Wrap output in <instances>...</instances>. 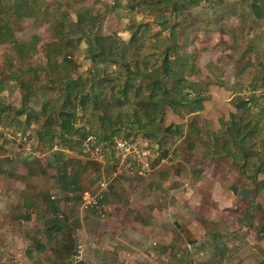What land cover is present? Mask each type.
I'll list each match as a JSON object with an SVG mask.
<instances>
[{
    "label": "rangeland",
    "instance_id": "rangeland-1",
    "mask_svg": "<svg viewBox=\"0 0 264 264\" xmlns=\"http://www.w3.org/2000/svg\"><path fill=\"white\" fill-rule=\"evenodd\" d=\"M18 1L0 0V102L4 105L0 109V152L13 149L16 154L28 155L34 149L48 151L47 160L42 161L49 167V157L61 147V140L44 134L47 128L59 130L57 117L65 103L64 90L77 79L81 80L80 92L76 91L78 100L88 95L89 101L84 108L78 101L75 109L70 108L77 115L76 126L100 137L110 136L109 143L118 138L134 140L142 147L144 159L156 164L151 175L147 174L153 179L148 185L154 202L150 205L148 202L146 209L150 210L149 217L161 225L143 249L138 246L133 249L123 232L120 240L117 230L115 235L104 232L106 219L98 220L99 216L89 211L81 212L78 198L64 195L59 198L62 202L58 198L53 200L57 207L51 219L54 224L61 222L67 227L71 253L76 242L85 240L80 263L251 264L248 261L254 250L259 258L260 244L264 242V188L248 199H242L238 193L230 199H235L232 206L217 212L205 206L208 213L197 214L187 202L196 198L194 189L204 198L216 191V197L223 200L225 195L234 197L232 185L239 189L257 187L255 168L264 161V21L257 22L248 14L247 1L23 0L26 7L21 13L15 8ZM78 13L85 21L81 25ZM255 25L263 28L256 29ZM96 37L98 42L94 40ZM255 43L260 48L248 50ZM100 46L111 64L92 60L93 50ZM107 48L112 52H107ZM165 58L169 77L166 72L162 74ZM114 59L118 62L114 63ZM217 60L218 65L223 62L226 66H212ZM157 72L164 75L163 86L167 82L173 93L181 88L188 95L185 101L175 104L186 119L180 126L182 130L162 139L159 138L162 130L156 129L158 120L150 121L142 115L148 97L163 99L158 93L151 95L156 76L162 79ZM212 82L236 92L228 101L234 106L242 105L230 126L220 124L215 129L212 122H204L197 116V100L208 97L206 87ZM167 98L171 101L172 94ZM98 103L102 108L101 120L94 110L99 109ZM153 124L157 135L147 137L144 133ZM234 125L241 126V135L236 136L233 131L236 135L230 137L227 128ZM26 134L29 136L25 143ZM219 134L221 139L231 140L229 147L239 156L245 153L248 141L254 142L253 151L247 155H255L253 159L238 163L223 158L220 151L225 154L226 149L234 150L222 142L216 146ZM242 136L244 148L237 144ZM168 151L174 152L167 155ZM108 157L113 160L112 154ZM153 207L155 215L151 213ZM183 217L201 219L202 235L208 231L209 239L212 237L216 242L214 249L220 254L211 256L204 246L187 252L185 243L175 245L176 241H170L172 236L176 237L174 230L178 234L180 229L181 232L186 229ZM215 219L227 220L231 231L213 225ZM215 229L222 231L216 234ZM205 237L201 240L207 241ZM193 242L190 240L189 244ZM170 246L168 256L166 249ZM140 249L145 253L141 254Z\"/></svg>",
    "mask_w": 264,
    "mask_h": 264
},
{
    "label": "crops",
    "instance_id": "crops-1",
    "mask_svg": "<svg viewBox=\"0 0 264 264\" xmlns=\"http://www.w3.org/2000/svg\"><path fill=\"white\" fill-rule=\"evenodd\" d=\"M246 1L248 3L246 4V10H249L248 14L256 19L257 22L264 21V5H260L264 4V0ZM255 28L260 30L263 27L255 25ZM257 44L255 43L252 46L253 48H248V50L254 51L256 48H260ZM229 51L236 52L235 49H230ZM218 62L219 60H217V63L213 61L211 65H218ZM218 66H226V64L222 62ZM218 83L220 82L218 81ZM235 94L236 92L233 93L232 97ZM212 124L214 128H220L219 122H212ZM28 136L26 134L25 143ZM162 138L164 136H161L160 139ZM231 150L236 153L235 149ZM54 151L52 150L54 153L49 157L51 158L48 164L49 167L45 166L42 161V158L47 160L45 156H49L50 153L48 151L39 152L34 149L32 152L29 151L28 155L27 153L24 154V152L16 154L13 149L6 153L0 152V264H60L62 261L69 264L72 248V245L69 244L70 235L63 223L57 222L54 224L51 219L55 207H57V202L53 203V200L59 199L60 196L63 198L64 195L69 198V194L73 191L75 192L74 186H79L80 190L94 189L97 182L103 177L109 178L114 169L113 160L110 161L109 157L103 164L84 163L81 159V153L79 154L62 147ZM58 152L62 154L56 155ZM233 152L230 151V155ZM223 156V158L234 161L233 158H228L230 156ZM254 156L250 154L248 159H246L247 163ZM64 162L68 163L65 168L66 172L62 171L61 173L60 167L63 166ZM239 162L245 163V159H241ZM49 172L52 173L50 174ZM149 175L146 177H118L111 185L110 193L106 199L110 216L104 218L96 216L98 220L106 219L104 232L115 235L114 230H117L118 237L123 232L124 237H129L127 242L132 244L133 249H136V246L143 249L147 243L149 244L152 241L151 237L157 235V227L161 225L153 217L152 219L149 217L150 210L146 209V206L154 202L149 186L153 179ZM127 179H132L133 181L128 182ZM136 179H138V182H136ZM163 183L161 186L165 188ZM255 185L257 186L256 182ZM250 189H253L255 193L258 191V187ZM197 190H193L196 198H192L191 201L187 200L197 214L208 213L207 207L217 212L222 207H229L235 203V199L230 200L231 198H236L235 194L233 195L234 197L225 195L222 200L220 197H216V191L212 193V196L204 198ZM62 198L58 202H62ZM147 203L148 205H146ZM205 206L206 208H204ZM151 213L153 215L156 214L154 207ZM142 218L144 222L141 221ZM181 221L186 229L183 232L180 229L178 234L174 230L176 237L172 236L170 241H176L175 245L185 243L187 252L192 248L198 250L205 247L206 253H211V256L220 254L214 249L216 242L212 237L209 239L208 231L202 235L203 226H201V219L194 218L191 220L183 217ZM213 222V225H221L231 231V223H228L227 220L215 219ZM69 225L73 226V223H69ZM136 226L138 229H136ZM69 229L71 230V228ZM220 231L222 230H213L216 234L220 233ZM136 232L140 234L138 235ZM185 234L188 235L185 236ZM205 235L207 241L201 240V237ZM80 239L82 241L83 238ZM252 239L250 238L249 240L251 241ZM118 240H120V237ZM190 240L194 242L189 244ZM83 242L85 244V240ZM171 247L166 249L168 256L170 255ZM260 249H262L260 250L261 253L258 254L260 257L258 258L254 254L258 253L257 250H254L255 252L251 251L248 262H251V264L264 262V252H262L264 251V242H261ZM140 252H142L141 254L145 253L141 249ZM133 255L136 256L135 254Z\"/></svg>",
    "mask_w": 264,
    "mask_h": 264
},
{
    "label": "trees",
    "instance_id": "trees-1",
    "mask_svg": "<svg viewBox=\"0 0 264 264\" xmlns=\"http://www.w3.org/2000/svg\"><path fill=\"white\" fill-rule=\"evenodd\" d=\"M24 4H25V2H23V0H19L17 2L18 6L15 8H16L18 13H21L24 10L23 7H26ZM29 15L30 14H28V16ZM78 15H79L78 23H79V25H81L85 21L81 20L82 16L80 15V13H78ZM89 15L90 16L88 18L90 21H92L91 14H89ZM258 17H260V16H258ZM90 40H92V39H90ZM94 40H96V42H98L97 37ZM107 49H108L107 52H112L109 48H107ZM110 55H114V54L111 53ZM92 60H94V61L100 60V61L104 62L105 64H111L112 63V60H109L108 58L105 57V49L102 48L101 46L98 48H95L93 50ZM113 62L117 63L118 61H116V59H114ZM166 63H167V58H165V64L163 66L164 70H162V74H165V72H166V76L169 77L170 74L167 72ZM158 74L161 75L162 79H159L158 76H156L157 78L154 80V82H152L151 95L158 93L163 97V99L162 100H151L150 99L151 96L148 97V99H146L144 101L145 102L144 104L147 107H150L149 106V104H150L152 109L147 108L145 106L146 109H144L142 111V115L146 116L150 121L155 120V119L158 120V124L156 125L157 126L156 129H161L163 132V135H160L159 138H161V136L171 137L180 131V129H181L180 126L184 122L183 117H181L180 113L175 109V104L182 101V100L185 101L184 99L188 95L184 94V92H183L184 89L182 91L181 88L178 91H175L173 93L167 87V82H165V86L162 85L164 75H162L161 73H158ZM172 77H173L172 80L175 81L174 76H172ZM80 82H81V80L76 79L73 81V83H71V85L67 86L66 89L64 90L63 94L65 95V103H63V108H62L63 110L58 113V117H57L60 119V123L58 124L59 130L55 131V130H51V129L47 128L44 135H46L47 137L48 136L59 137L61 140V147L62 148H68L71 151H74V152L79 153V154L81 153V144H82L83 139L87 138L90 135L95 137L96 143L99 144L100 146H102V149L108 148L109 150H113L112 147H113L114 141L109 143V141L111 140L110 136L100 137L98 134L94 133L93 131H88V130L83 131L79 127L76 126L77 115H76L75 111H71L70 108L75 109V102H77V101L79 102V105H81V107L84 108L86 105V102L89 101V99H87L88 95H86V96L84 95V97H81V100H78L79 97L77 96V92H80L79 87H78L80 85ZM206 93H208V97L200 98L199 100H197V102H198L197 104L199 105V109H197V111H199V114L197 116H199L201 118V120H203L204 122L205 121L206 122H219L222 126L226 125V124L228 125L231 122L232 118H234L236 116V114L238 113L239 106H242V105L237 104L236 105L237 107H236L231 102L228 101L229 98L232 96L233 91L229 90L227 87L223 86L222 84H217V83L212 82V83L207 85ZM169 94H172V96H173V99H171V101H168L170 99L167 98ZM174 96H178L180 99L175 98ZM244 104H246V103H244ZM3 107H4V105L0 102V109H3ZM97 108H99V109H94V110L96 111V113L98 112L97 113L98 116H99V114L103 115L102 114V108L100 109V104L97 106ZM65 109H69V110L64 111ZM106 110H108V109H104V111H106ZM136 114H139L138 111H136ZM101 119H102V117H100V120ZM139 124H140V120H139ZM117 125H119V124H117ZM153 126H154V124L152 125L151 130H146V132L144 133L147 137H150V136L153 137V133H154ZM229 126H230V124H229ZM118 128H116L115 130H117ZM104 129H106V128H104ZM233 131L237 135L235 133H233ZM156 133H154V134H156ZM227 134L230 137H232V135L240 136L241 135V126L234 125L230 128L228 127L227 128ZM75 135H77V137H75ZM221 138L222 137H220V134H219V137L215 138L216 146H220L218 144V142H222L223 146H226V148L229 147L231 140L227 139L226 137H225V140H223ZM240 140H241V142L237 143V144L241 145L244 148L245 138L242 136ZM253 144H255V143L251 142L249 144V142H247L246 148H245V153L243 154V156H239L238 154H236L233 151H232L233 153L230 155V151L228 149L225 150V154L222 153L221 151L219 154L230 156L228 158H233L234 161H237L238 163H239L238 158L242 157V160L245 159V163H247V160H246V159H248L247 155H248V153L253 151L252 150V147L254 146ZM156 146H157L156 149H158V150L161 149L160 144H158ZM223 148L224 147H222V149ZM173 152L174 151H168V154L167 153H165V154L169 155V153H173ZM57 154H62V153L58 152V153H56V155ZM236 155L238 156L237 158H236ZM163 157H165V155ZM158 159H161V158H158ZM152 161H153V159H151V162ZM67 164L68 163L64 162L63 166L60 167L61 173H62V171L66 172L65 168H66ZM255 170H256L255 182L257 184V187H258V189H263L264 188V161L261 162L259 165H257ZM113 182H112V184H113ZM73 189L75 191H77V190H80V187L74 186ZM110 189H111V186H110ZM80 264H83V263H80Z\"/></svg>",
    "mask_w": 264,
    "mask_h": 264
},
{
    "label": "built area",
    "instance_id": "built-area-1",
    "mask_svg": "<svg viewBox=\"0 0 264 264\" xmlns=\"http://www.w3.org/2000/svg\"><path fill=\"white\" fill-rule=\"evenodd\" d=\"M113 150L102 149L96 143L94 136L83 139L81 144V159L84 163H105L109 154L113 155L114 169L111 175L101 178L94 189L73 191L69 198H78L81 212H91L101 218L108 214L106 199L110 193V186L118 177H144L151 173L156 164L144 159L145 153L139 144L131 139L118 138L114 141ZM171 157V155H170ZM162 161H164L162 159ZM160 162L157 163L159 165ZM70 256L71 264H78L84 258V242H76Z\"/></svg>",
    "mask_w": 264,
    "mask_h": 264
},
{
    "label": "water",
    "instance_id": "water-1",
    "mask_svg": "<svg viewBox=\"0 0 264 264\" xmlns=\"http://www.w3.org/2000/svg\"><path fill=\"white\" fill-rule=\"evenodd\" d=\"M230 189L233 191L235 195L239 193L242 199H248L254 193L253 189H249V188L239 189L236 185H232Z\"/></svg>",
    "mask_w": 264,
    "mask_h": 264
}]
</instances>
